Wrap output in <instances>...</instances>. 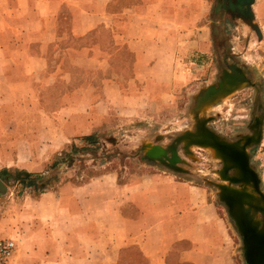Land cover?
<instances>
[{"label": "crops", "instance_id": "0c3cea01", "mask_svg": "<svg viewBox=\"0 0 264 264\" xmlns=\"http://www.w3.org/2000/svg\"><path fill=\"white\" fill-rule=\"evenodd\" d=\"M227 17L250 30L232 56L249 61L264 94V0H0L9 264H238L230 221L186 150L170 167L127 157L82 182L70 168L41 190L15 177L47 174L69 145L146 116V105L160 116L188 82L210 78Z\"/></svg>", "mask_w": 264, "mask_h": 264}, {"label": "rangeland", "instance_id": "374dc122", "mask_svg": "<svg viewBox=\"0 0 264 264\" xmlns=\"http://www.w3.org/2000/svg\"><path fill=\"white\" fill-rule=\"evenodd\" d=\"M245 30H249V28L244 25H236L229 17L225 19V30H220V32L217 30L214 36L215 46L222 49L215 52V61L219 58V64L216 62L214 72L210 74V78L202 73L196 79L188 82L187 88L179 91L177 97L163 102L164 107H170L171 105L172 107L162 108L160 116L155 117L157 108L154 104L151 106L142 104L145 106L144 108H150L151 113L136 120L116 122L113 128H110L107 132L87 137L91 140L85 138L78 144L69 145L67 149L61 152L59 158L53 161L51 170L47 174L32 178L29 175L16 172L15 177L24 180L23 184L39 183L41 184V190L48 188L49 185L59 179L62 181L67 178L70 168L76 170L74 178L82 182L95 174L121 166L127 157H140L151 162L153 158L149 157L147 153L157 146L164 148L169 158H172L171 147H174L177 153L183 157L186 150L191 152L193 156L190 158L189 164L193 168L203 169L207 174L206 176L210 178V189L216 194V201L221 205L230 221L237 263L247 264L244 258L242 236L234 220L230 217L227 207L220 199L218 186L226 184L218 174L222 168V162L211 149L190 144L187 139L188 135L196 134L199 128L205 127L221 140L242 141L245 137L253 135L256 120L262 121L260 129L263 135L264 94H261L260 90L262 84L252 78L248 69L250 65L248 60L241 62L238 58L232 56V52L245 50L248 43ZM234 45H238V49H234ZM256 50L254 51L256 52ZM254 60L256 61L253 64H260V59ZM232 64L245 68L247 75L258 86L257 89L243 85L227 98L212 106L205 107L197 116L193 112L195 97L201 90L217 84L223 71L228 70V67ZM257 69L259 71L258 66ZM259 76L262 77L261 74ZM181 92L184 96L179 94ZM140 101L141 103L147 102L146 99ZM249 159L252 168L255 169L261 179L260 187L264 192V145H262V140L261 143L250 147ZM165 164L167 167L173 165L170 160H167ZM71 174L73 175V172ZM254 219L262 226L264 222L262 214H254Z\"/></svg>", "mask_w": 264, "mask_h": 264}, {"label": "water", "instance_id": "95a60500", "mask_svg": "<svg viewBox=\"0 0 264 264\" xmlns=\"http://www.w3.org/2000/svg\"><path fill=\"white\" fill-rule=\"evenodd\" d=\"M228 68L223 71L217 84L201 90L195 97L193 112L197 116L205 107L227 98L243 85L257 89L253 79L241 67L232 64ZM261 127L262 121L256 120L253 135L245 137L242 141L221 140L205 127L199 128L196 134L187 137L190 144L211 149L223 164L218 174L226 184L218 186L220 199L242 236L247 264H264V222L261 226L254 219V214L264 216V192L260 187L261 179L252 168L249 159L250 147L261 143L263 136ZM158 149L161 156L171 162L177 155L176 149L171 147L172 158H169L166 150L160 146L152 148L147 155L153 160H162ZM4 189L6 186L0 181V190Z\"/></svg>", "mask_w": 264, "mask_h": 264}, {"label": "built area", "instance_id": "2783aa9c", "mask_svg": "<svg viewBox=\"0 0 264 264\" xmlns=\"http://www.w3.org/2000/svg\"><path fill=\"white\" fill-rule=\"evenodd\" d=\"M16 249L15 241L7 238H0V264H9Z\"/></svg>", "mask_w": 264, "mask_h": 264}, {"label": "flooded vegetation", "instance_id": "af4514ba", "mask_svg": "<svg viewBox=\"0 0 264 264\" xmlns=\"http://www.w3.org/2000/svg\"><path fill=\"white\" fill-rule=\"evenodd\" d=\"M158 154L161 156V151H160L159 149H158ZM161 158H162V160H166V161H167V159H166V158L164 159L163 156H161ZM173 159H174V157H173ZM166 161H165V162H166ZM222 165H223V164H222Z\"/></svg>", "mask_w": 264, "mask_h": 264}, {"label": "trees", "instance_id": "16d2710c", "mask_svg": "<svg viewBox=\"0 0 264 264\" xmlns=\"http://www.w3.org/2000/svg\"><path fill=\"white\" fill-rule=\"evenodd\" d=\"M87 140H91L90 138H87Z\"/></svg>", "mask_w": 264, "mask_h": 264}]
</instances>
